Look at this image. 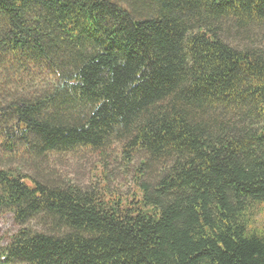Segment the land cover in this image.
Listing matches in <instances>:
<instances>
[{
  "label": "trees",
  "instance_id": "1",
  "mask_svg": "<svg viewBox=\"0 0 264 264\" xmlns=\"http://www.w3.org/2000/svg\"><path fill=\"white\" fill-rule=\"evenodd\" d=\"M263 209L264 0H0V264H264Z\"/></svg>",
  "mask_w": 264,
  "mask_h": 264
},
{
  "label": "rangeland",
  "instance_id": "2",
  "mask_svg": "<svg viewBox=\"0 0 264 264\" xmlns=\"http://www.w3.org/2000/svg\"><path fill=\"white\" fill-rule=\"evenodd\" d=\"M97 171L99 172L100 170H97L96 159L86 155H53L47 158L44 163L26 165L23 168V172L41 179L66 178L84 187H87L91 180L96 181L95 175ZM117 173L115 184L118 185V188L127 190L128 179L131 176H125L120 171ZM260 220L264 223V209L260 215ZM18 229L19 227L11 214L0 215V247L8 244L10 238L16 234Z\"/></svg>",
  "mask_w": 264,
  "mask_h": 264
}]
</instances>
